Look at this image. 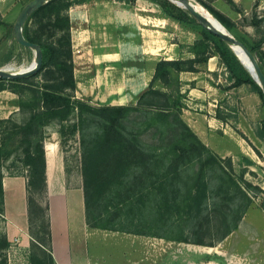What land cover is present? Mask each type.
I'll use <instances>...</instances> for the list:
<instances>
[{
    "label": "rangeland",
    "instance_id": "1",
    "mask_svg": "<svg viewBox=\"0 0 264 264\" xmlns=\"http://www.w3.org/2000/svg\"><path fill=\"white\" fill-rule=\"evenodd\" d=\"M30 1L0 0V13L3 20L8 22L7 25L0 24V67L12 65L15 66L13 71H19L30 66L34 60V49L21 44L14 29L21 10ZM192 1L209 18L215 20L216 16L206 3L234 18L238 22L236 27L232 31L225 27L237 38L249 41L255 35V29L250 24L254 10L260 15L264 14V0ZM107 2L118 5L120 10L127 9V12H122L125 15L121 16L122 19L124 16L127 19L124 26L118 28L117 32L110 31L114 37H128L130 41H134L132 60L137 67H150L157 60L170 55L187 57L192 54L191 44L201 36L199 29L167 16L154 0H74L69 13L71 9L77 14L82 9ZM83 15L88 18V14ZM75 28L74 35L78 42L84 36L93 40L96 36L100 37V30L94 31L95 29H90L92 27L82 25L81 21H77ZM83 28L88 29L85 32ZM105 34L109 36L110 32ZM74 35L72 34V39ZM89 46L87 42H81L76 47L73 45L74 57L80 67L81 63H85L82 52L87 51ZM256 57L258 58L257 55ZM205 66L206 64L201 66L203 73L200 82H195L199 97L190 96L185 91L186 81H182V89L185 91L182 117L210 152L205 153L203 159L180 166L179 170L167 174L160 198L145 195L141 204L137 203L125 212L117 225L125 228L110 229L88 224L84 228L82 224L80 230L76 221L74 223L72 220L73 225L75 224L73 228L78 226V234L74 235L72 230L73 236H69L67 226L64 225L60 234V246L68 251L70 263L264 264V101L249 84L232 86L230 73L224 64L212 73L204 71ZM12 92L14 91L6 89L5 96L0 97V118L12 119L4 126L9 132H12L10 126L14 122L25 120L26 113L20 108L19 99L29 97L27 91L23 96ZM83 99L94 104L100 103L92 97L85 96ZM135 103L137 96L135 101L128 104ZM217 113L224 117L219 118ZM161 128L165 131L166 126ZM47 132L49 140L60 141L69 186H83L79 134L68 132L65 136L60 133L52 136L48 127ZM158 137L160 136L151 130L143 133V138L153 144L160 141L156 139ZM168 139L166 138L165 145L170 144V147L163 148L168 155V162L174 156L181 157L182 162L183 156L173 149V142L170 143ZM176 141L183 142L182 139ZM10 149L13 150L14 146H10ZM209 154L220 157L219 162H204ZM229 159L233 166H230ZM3 172L4 175L27 176V168L18 151L13 150L4 160ZM231 177L245 191L239 189L230 180ZM244 180L250 183L247 188ZM108 200L109 195L102 198L104 203ZM157 205H160L159 212L156 211ZM99 222H106L105 217L99 219ZM9 228L13 229L5 213L0 214V232L9 235ZM28 232L30 235L24 231L12 236L7 250L9 264H31L32 235L29 220Z\"/></svg>",
    "mask_w": 264,
    "mask_h": 264
},
{
    "label": "trees",
    "instance_id": "2",
    "mask_svg": "<svg viewBox=\"0 0 264 264\" xmlns=\"http://www.w3.org/2000/svg\"><path fill=\"white\" fill-rule=\"evenodd\" d=\"M154 1L167 16L199 29L201 36L191 44L193 56L156 61L153 76L137 96L135 104H94L77 96L69 13L74 0H49L25 22L24 34L40 45L42 63L37 71L22 76H0V91L10 89L21 96L27 91L29 95L26 99H19V106L26 113V118L23 122H14L10 126L12 132L4 128L12 119L0 118V214L5 213L4 160L16 150L28 171L31 264H56L45 147L49 137L47 127L51 123L59 125L58 132L62 136L68 132L79 134L88 226L121 229L125 227L117 226L119 220L128 209L141 204L143 196L160 198L167 174L203 159L205 153L210 152L182 117L185 108V92L182 91L180 77L182 71H200L202 64H207L212 56L219 55L230 73L232 86L249 84L264 101L262 86L229 43L200 22L184 5L173 0ZM206 6L230 31L236 27L238 22L234 18L213 5L206 3ZM0 24H8L1 13ZM250 24L255 29L253 40L238 38L258 56L264 70V14L260 15L254 10ZM217 116L224 117L221 113H217ZM162 126H166L167 132ZM149 130L160 136L156 138L160 140L156 144L143 138V133ZM166 138L173 142V149L183 156L182 162L181 157L177 156L168 162V155L163 151L166 146L170 147V144L165 145ZM178 139L184 143L177 142ZM10 146H14V149H10ZM206 157L204 162L209 164L218 163L220 159L215 154ZM229 163L233 166L230 159ZM230 180L243 189L234 177ZM244 181L247 188L250 183ZM105 195H109L106 203L102 201ZM157 206L156 211L159 212L160 205ZM104 217L106 222L100 223L99 219ZM10 244L7 233L0 232V264H9L7 250Z\"/></svg>",
    "mask_w": 264,
    "mask_h": 264
},
{
    "label": "crops",
    "instance_id": "3",
    "mask_svg": "<svg viewBox=\"0 0 264 264\" xmlns=\"http://www.w3.org/2000/svg\"><path fill=\"white\" fill-rule=\"evenodd\" d=\"M117 6L114 3L107 2L82 9L77 14L73 13V9L70 10L73 35L76 31L75 25L77 21H81L82 25L85 24L88 27H92L90 29H95L94 31H101L100 37L96 36L94 40L91 37L84 36L85 38L83 37V40L78 42L75 39V35L73 36L74 47L80 46L81 42H87L90 45L87 51L82 52L85 63H81V67L77 63L76 57H74L75 76L77 79L76 94L80 98H84L85 96L92 97L95 101H100L99 104H128L131 101H135L139 92L149 84L155 70L154 64H151L150 67L144 66L142 68L135 66L132 60L134 57V41H130L128 37L124 39L112 35L111 31L117 32V29L122 28L127 20L125 16L123 19L121 18V16L125 15L122 12H127V9L120 10ZM84 13L88 14V18L86 15H83ZM87 29L83 28L85 32ZM105 32H110V35L107 36ZM174 44L171 43V45ZM189 56H193V54ZM166 58L176 57L170 55ZM222 65L219 56L214 55L209 59L204 71H207V73L216 72ZM202 73L203 70L201 69L197 72H181V80H185L187 85L185 91H188L190 96H200L195 82L197 84L200 82ZM182 91L185 92L184 89ZM5 93L6 89L0 91V97L5 96ZM12 93L14 94V92ZM48 130L52 136H57L59 133L58 124L51 123L48 126ZM49 144H52L55 158V169L52 180L49 175ZM45 147L53 234V254L56 264H73L68 259V251L60 246L62 241L60 240V234L64 225L67 226L69 236H73L72 230H74V235L78 234V226L75 229L73 228L75 224L79 225L80 230L82 224L84 228L87 226L83 186L81 184L69 186L65 174L66 161L62 156L60 141L49 140L48 138L45 142ZM3 184L5 190V217L13 228L7 230L10 240L13 239L12 236L18 235L19 232L23 233L27 231L28 235H30L28 232L27 176L24 174L4 175ZM72 220L73 222L76 221L74 225ZM75 237L77 238V236ZM63 250L64 253L62 254Z\"/></svg>",
    "mask_w": 264,
    "mask_h": 264
},
{
    "label": "water",
    "instance_id": "4",
    "mask_svg": "<svg viewBox=\"0 0 264 264\" xmlns=\"http://www.w3.org/2000/svg\"><path fill=\"white\" fill-rule=\"evenodd\" d=\"M49 0H31L27 5L24 6V8L21 10L15 25V33L17 40L28 47H31L35 51V57L33 62L30 66H28L25 69L19 70V71H13L8 69L7 67H0V76L5 78H15L18 76H22L34 71H37L42 63V49L38 43H35L33 41H30L28 38H26L24 34V26L26 20L29 18V16L40 6L47 3ZM177 2L179 5H184L187 9L191 11V13L205 26H207L209 29H211L215 34L219 35L223 40H225L227 43L230 44V46L234 49L236 54L239 56L241 61L244 63L243 58L240 56V54L236 51V47L243 50L247 58L250 60L251 65L244 64L249 71L252 73L254 78L260 83L264 90V70L261 67V64L259 63L258 58L256 55L248 48L247 45H245L240 39H238L236 36H234L227 28L224 26V24L215 17V22H211L207 15L202 13L196 8L195 3L192 0H173ZM212 13V12H211ZM213 14V13H212Z\"/></svg>",
    "mask_w": 264,
    "mask_h": 264
},
{
    "label": "bare ground",
    "instance_id": "5",
    "mask_svg": "<svg viewBox=\"0 0 264 264\" xmlns=\"http://www.w3.org/2000/svg\"><path fill=\"white\" fill-rule=\"evenodd\" d=\"M208 19L211 22H213V23L215 22V20L213 18H209L208 17ZM237 52L243 58L244 62H246L247 64L251 65L250 60L247 58V56L245 55L243 50H241V49H239L237 47ZM6 67L8 69H10V70H15V66L9 65V66H6ZM23 69H25V68L23 67ZM48 150H49V154H48V156H49V175H50V179L52 180L53 175H54V169H55V158H54V152H53V149H52V144H49Z\"/></svg>",
    "mask_w": 264,
    "mask_h": 264
}]
</instances>
